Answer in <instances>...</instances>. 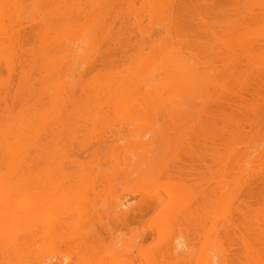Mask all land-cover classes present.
I'll return each instance as SVG.
<instances>
[{"label":"bare ground","instance_id":"6f19581e","mask_svg":"<svg viewBox=\"0 0 264 264\" xmlns=\"http://www.w3.org/2000/svg\"><path fill=\"white\" fill-rule=\"evenodd\" d=\"M217 1L0 0V74L1 78L6 79H0V101L5 104L6 110L2 111L4 113L6 111L8 115V117L6 114L4 115L5 123L0 114V122H4V125L0 126V167L6 166L7 173H12H9L8 177L6 175L5 178L1 176L3 179L0 177V183H2L0 184L2 185L0 188V229L7 231L5 233L10 236L19 227V219L29 220V223H26L34 226L35 210L42 206L41 202V206L39 203L38 206V201H35L36 209H34L35 207H26L29 210L25 209V212L20 214L23 216L19 219H16L18 214L14 213L12 214L15 216L11 219L10 210L13 204L9 206V203L16 202L18 204L19 201L22 203L29 201L32 198L28 195L34 191L33 188L41 189L40 185H42L44 189L41 190L45 191L41 194L45 197L43 199H46V205L42 206L45 210L40 212L43 214V216L39 215L42 217L41 220L43 219V223H40L43 224L42 229L45 230L43 233L47 234H45L48 238L47 245H51L53 249L56 247L54 251L52 247H49L53 253L49 251V254L46 253L47 256L41 257L40 261H36L38 258L35 259L31 252L30 255L34 258L29 256L30 259L33 258L31 262L28 261L29 263L64 264V261L67 260L68 264H83L87 260L90 264H113L114 260L123 257L128 264H136L135 259L139 261L137 257L139 255L141 256L140 260L143 261L141 263L139 261V264H160L161 261L165 262V259L167 262L172 260L171 264H174L173 262L175 264L184 263V261L185 264H188L189 260L195 261L191 264H228V260L232 262L229 259L230 256L235 257V252L238 250L243 256L237 253L240 257L236 255V259H244V261L241 260L242 264H264V198L262 197V201L259 202L257 193V189L262 188L263 192L260 193L264 194V36H261L264 31L255 29L257 27L255 24L259 22L260 17L261 20L264 19V0H245L247 7L243 9L242 13L240 12L241 14L246 12L245 15L248 14L250 20L253 18L251 23H255L253 26L256 34L254 35L248 34L249 31L255 33L254 29L251 31L248 23L246 24L249 31L244 25L242 26L245 22L241 23V16H239L241 19H237V13L242 11V7L230 9L232 11L234 8L236 12L230 11V14L234 13L233 15L236 17L232 21L234 16L230 15L232 22L224 20L225 18L222 16L224 23L221 18L217 20L218 23L222 21L221 26L216 21L209 23L207 20V22H203V25L199 22L200 26L207 23V26L203 27H206L205 33L195 31V28L198 27V25L195 26V23L201 20L199 18L192 23L190 20H193V16L195 19L197 16L206 19L207 15L214 12L216 14V9H218L216 4L221 2ZM226 1L229 5L225 4ZM226 1L224 6L230 7L231 5L237 6L240 2L239 0ZM139 4L140 6L136 7ZM119 5L121 6L119 7ZM221 12L217 13L222 15ZM130 17H133L130 20H136L137 30L140 32L139 34L137 32V35L134 34V31L130 33L134 34L135 38H139L141 34V39L139 38L138 42L134 38L136 42L131 43L128 39L131 41L133 37L129 36V38V33H126L127 35L124 37L126 36L128 39L124 43L121 41L123 39L121 36L129 29V27L125 29V23L129 21ZM218 17L220 16L218 15ZM243 17L242 22L246 21L245 17L247 16ZM145 20V23L150 27L143 24ZM261 20L260 22H262ZM183 21L190 22L186 23L189 32L194 29L193 31L197 33L195 36L199 39L202 37L205 40L206 38L203 37L208 36L206 34L211 36L212 43L206 39V46L203 44L206 40L195 44V46L203 44L198 48L206 50L208 55L222 54L220 56H223L225 60V67L224 70L221 69L223 71L221 75H225V70L231 68L229 72L234 75L233 77L231 74L234 81L237 78L241 79L239 77H243L244 71L247 74L246 68L242 67L245 65V60L262 73L256 75L257 79L254 75L248 76L250 78L254 76L257 81L254 82L256 84L254 86L245 85L255 87L252 93L246 94L250 90L243 91L245 100L251 94L252 97L258 98L259 102V104L255 103V98H250L252 101L246 100L249 109L245 107L246 105L240 107L247 108L248 116L246 114L245 116L250 120L247 126L251 132L254 129L248 138L246 136L250 131L246 126L248 131L246 133L245 127L242 126L244 121L241 120V115L239 119L243 123L235 119L239 114H243L242 111H245L236 108L238 103H233L237 105L234 106V110L237 109L241 112H238L237 116L224 113L223 110H226L232 102L229 100L228 102L226 100L227 104L229 103L227 108L223 109L221 106V109L216 105L220 109H211V106L214 107V102L216 103L219 98L213 96L214 94L210 90L213 86L217 87L221 83L219 80L217 81V78L220 79L222 76L219 75V70L217 72L219 77H216L217 73L211 75L209 68H207L208 71H202L205 69V62L200 59L204 68L199 70L200 61L196 63L193 58H189L188 54L185 55V52H192V50L185 51L184 49L185 52H183V46L178 44V42L181 44L182 35L180 32L183 29L188 31ZM29 22L31 26L28 24ZM132 22L127 24L132 25ZM25 24L29 25L28 29ZM261 24L263 27L259 25V28L264 29V23ZM193 26L194 28H192ZM123 27L125 30L122 33ZM156 28L163 29L165 35L163 34L162 38L158 34L155 35L156 37L151 35ZM130 29L133 28L130 26ZM148 29L151 31L148 32ZM258 30L259 34L261 31L263 33L257 34ZM202 33L203 35L198 36ZM216 33L220 34V37L217 36L216 39L215 36L216 40H214V35H218ZM145 34L148 35L147 38H145ZM257 35L262 38L259 39ZM253 36L257 38L252 39ZM197 39L196 41H198ZM186 40L183 39L185 42ZM192 41L196 42L195 39ZM192 41L186 43L190 45ZM185 42H183L184 45ZM217 44H219V48ZM186 45L185 47L188 48L189 45ZM129 48L134 50L132 56L128 53ZM192 48L195 47L192 46ZM215 48L218 49V52L214 50ZM191 52H189L190 57L193 54ZM207 54L203 56L207 58ZM239 55L245 58L244 62H240L244 63L242 66L238 61L241 57ZM223 59L221 57L220 61ZM196 60L198 61V59ZM217 63H214V67ZM207 66L209 67V64ZM94 68H96L95 72H93ZM2 69H6L4 74ZM90 72L91 74H89ZM84 74L87 79L84 78ZM226 79L222 81L221 85L219 84L222 89L225 82L227 83ZM238 80L237 84L240 82ZM229 84L225 85L228 89L231 88L228 86ZM240 86L241 88L238 89L242 90L244 85ZM237 87L238 85H236V89L233 88V94ZM224 89L226 90V88ZM229 91L232 92L230 89ZM243 92L240 93L243 95ZM236 94L239 93L236 92L235 97H237ZM241 94L240 96H242ZM232 95L230 97L235 99ZM242 97L244 99V96ZM9 99L11 104L8 102ZM212 99L213 103H211ZM259 99L261 100L259 101ZM5 101L10 105H7ZM199 102H203L204 106L200 105L205 109L202 108L200 111ZM250 102L254 104L249 106ZM229 108L231 109V106ZM197 111L200 114H207L206 118L210 119L209 122L206 121L207 125L205 122L204 125H199L204 119L202 116L200 117V114H197ZM195 112L199 116L198 118L193 117L196 116ZM166 119H172L171 121L177 124L174 125L175 123L172 122L173 126L179 128L180 131L177 129L175 132V128L169 124L174 128L175 134L173 133L172 136V132H170L172 128L168 130L165 128L168 123H171ZM193 119L196 120L194 124ZM218 119L222 122L221 127L217 126ZM180 120L183 122L181 121V123ZM177 121L181 124H178ZM184 122H188L189 126L194 127L197 124L198 128L201 127L199 131L205 137L203 135L200 138L199 131H195V133H199V136H197L198 134L196 136L200 138V140H196L197 143L200 142V146L196 145L205 147V141L208 140L207 143L210 142L211 145L209 148L213 149L212 153L210 150L211 157L207 152L208 155L204 154L206 150H203V147L196 146L194 150L199 152L191 150L192 154L188 153L182 156L181 153L186 151V148L182 152L180 151L181 153H177L182 149V146H186L182 145L184 142L180 141V139L183 140L180 132ZM185 125L183 126L184 131H188V128H185L188 125ZM193 129L191 127L194 132ZM183 134L187 136L183 141L188 142L189 134L187 133V135L185 132ZM193 135L195 134L193 133ZM193 135L191 137H196ZM174 136L179 137L178 144L173 142L176 141ZM78 137L82 139L83 144ZM173 143L176 144L175 150L174 145L172 147ZM80 144V147L77 146ZM217 145L221 147L222 152ZM192 147L189 146L190 149ZM206 147L205 149H207ZM25 149H29L28 152H35V154L33 158L30 157L32 154L25 157L27 161L23 158V161L26 162V165L23 166V161L21 162L18 156L24 155L27 152V150L24 151ZM80 149L83 154L88 149L91 150L93 161L96 155L99 156L97 161L89 162L90 159L85 163L82 162L84 159L80 161L81 158L77 157V155L79 156L77 152ZM202 150L204 153L201 152ZM82 151H80V155ZM87 153L90 156V153ZM174 153L175 155H172ZM98 161L102 163H98ZM40 162L43 167L39 169ZM98 164L100 167L97 166ZM31 171L40 172L42 181L38 180V173H36L38 175L30 174ZM171 179L175 182L171 181L170 183ZM167 181H169V185ZM190 181L199 182L198 186L196 187V183H193L194 186L192 183L190 184L195 188L189 186ZM23 182L27 184L24 187L22 186ZM130 184L135 186V191L126 190ZM40 189L37 190L41 191ZM137 193H140L138 201L136 200ZM132 194H136V197ZM39 196V194L36 196L38 200L42 198ZM30 202L32 203V200ZM135 217H139L138 221L135 220ZM130 218L137 223L142 221L144 226L148 225L145 227L147 229L152 227V229L150 228L151 232L159 240L156 241L158 242L156 249L150 248L153 251L149 252L148 249L147 252L143 248L137 247L134 250L139 235L128 239L130 237L122 233L127 237L124 239L125 235L121 237L122 249L113 247L104 252L100 246L101 242L97 241L99 242L97 246L99 245L100 248H94V245L96 247L94 243L89 247L93 250L89 248L85 250L88 245L85 246L82 241L94 234V237L98 238L102 232H107V236L111 232L116 231L117 233L118 231V234H115L117 238L115 240H118L120 228L131 223ZM10 222L11 224H9ZM38 224L35 226L37 227ZM108 224L115 231H109ZM97 226L99 228H96ZM92 228H94L93 232ZM69 231L73 235L81 234L75 236L77 237L75 239L68 233ZM15 234L17 235V233ZM66 235L69 240L73 239L74 242L78 241V237L82 235L81 243L76 244L75 255L72 252L69 254L60 252L61 250L58 251L59 245L65 238L67 239ZM8 236L6 238L4 233L0 234L3 245L6 246L9 244L8 241L10 242L8 248L3 246L5 249H1L2 245H0L2 250L0 260L5 261L4 264H9V262L11 264V261L14 262L16 259V263L20 261L21 264H24L21 259H27L28 256L19 254V251L16 252L15 249L18 248L13 247L14 241L13 246L11 245L12 239L15 237L14 235H12L13 238ZM111 236L110 234L109 237ZM178 237L183 238L180 245L176 243ZM147 238L150 237L147 235ZM221 238H223L222 241ZM5 239L8 240L4 241ZM142 239L143 236L139 238L140 245ZM154 240L155 238H153ZM195 240L196 242L200 240L206 245H203L205 249H201V252L205 251L200 252L201 254L193 253ZM223 240L226 241L223 242ZM237 240L240 244L239 247L238 244L234 245ZM90 241L88 240V242ZM94 242L96 241L94 240ZM132 242L135 243L134 247ZM227 242L233 244L235 248L237 247L232 250L233 256L231 244H229L232 246L231 248L227 244L229 249L226 246L223 247ZM139 243L137 244L139 245ZM217 246L221 247L220 251ZM78 247H81L80 250ZM216 248L219 252L216 251ZM5 250H11L13 253Z\"/></svg>","mask_w":264,"mask_h":264},{"label":"rangeland","instance_id":"374dc122","mask_svg":"<svg viewBox=\"0 0 264 264\" xmlns=\"http://www.w3.org/2000/svg\"><path fill=\"white\" fill-rule=\"evenodd\" d=\"M137 1H138V0H137ZM210 1H211V0H210ZM218 1H221V2H219V3H217V4L215 3L216 6H217V8H218V9H216V14H218L220 17L217 18L218 15H216L214 11H213V12H214L213 14H209V15H207L208 17L205 16V17H207L206 19H204V18L202 19L201 17H199V16H197V15H196V16H197L196 19H195V16H193L194 18H192V16H191V18L193 19L192 21L190 20L191 23H192V22H195V20L197 21L199 18H200L199 20H201V21H197L198 23H195V24H196L195 26L198 25V27L195 28V31L198 30L199 32H204V33H205V31H206V27H205V28H203V27H204V26H207V23L204 24V26H200L201 23H202V25H203V22H204V21L207 22V20H208L209 23H210V22H211V23H212V22L215 23V21L218 23L217 20H218L219 18H221L222 16L225 18L224 20H226V21L228 20V22H230V21H231V17H230L231 14H230V13L233 12V11L236 9V7H237V8L242 7V8H241L242 11H241V10L238 11L239 9L237 10V11H238V13H237V16H238L237 19H238V20H239V18H240L239 16L242 17V20H243V18H244L243 16H247V17H248V14L245 15L246 12L243 13V14H241V13L243 12V9H245V8L247 7V5L245 4V0H244V1H243V0H239L240 2H243V3H242L243 5L239 2L238 5L241 4L240 6H238V5H237V6H236V5L233 6V5L230 4L231 7H230V6H224V2H225L226 0H225V1H224V0H218ZM218 1H217V2H218ZM212 2H213V1H212ZM214 2H215V1H214ZM27 3H28V2H27ZM230 3H231V2H230ZM135 4H138V3H135ZM225 4H226V5H229V4H228V1H226ZM120 6H121V5H119V7H120ZM139 6H140V4L137 5L136 7H139ZM221 6H222V7H221ZM119 7H117V8H119ZM214 7H215V5H214ZM228 7H230V8H228ZM232 7H234L235 9L233 8L232 11H231L230 9H231ZM117 8H116V9H117ZM121 8H122V7H121ZM124 10H125V8H124ZM217 10L219 11V13L222 11L221 13H223V14L220 15L219 13H217V12H218ZM0 11H1V9H0ZM227 11H228V14H227ZM230 11H231V12H230ZM240 12H241V13H240ZM194 13H195V12H194ZM234 13H236V12L234 11ZM234 13H233V14H234ZM233 14H232V15H233ZM210 15H211V18H212V16L214 15V17H213L214 19H213V18H212V19L209 18ZM215 15H216V18H217V19L215 18ZM227 15H228V17H229L230 19L227 17ZM232 15H231V16H232ZM242 15H243V16H242ZM233 16H234V17H232V21H233V19H236L235 15H233ZM247 17H245V20H246L247 22H246V21H243V22H242V20H241V23H244V22H245L244 24H242V26L244 25V27L247 28L248 26H247L246 23H248L249 26H250L251 31H254L255 29L257 30V28H258L259 30L261 29V30L264 31L263 28H259V25H260L262 22L264 23V19L261 20V17H260V20H261L262 22H260V20H259V22H260V23L258 22L259 25H258V23L254 20V21L256 22V24H257V25H256V24L254 23L255 26H257V27H255V29H254V26H253L254 24L251 23V22H253V21H251L253 18L250 20V18H249V17L247 18ZM185 18H186V16H185ZM185 18H183V19H185ZM227 18H228V19H227ZM130 19H133V17H130V18H129V21H128L129 23L133 21V22L131 23L132 25H130V24L128 25V24H127L128 22L125 23L126 19H123V20H125L124 23H125V27H126V28L123 27V29H122V33L124 32L123 30H125V29H127V28L129 27V29H127L129 32H128V31H125V34H122L123 36L120 35V36L123 38V39H121V41H123L124 43L127 42V39H128L129 36L133 37V36H135L134 34L137 35V32H138V30H137L138 27H137V25H136V20H135V19H134V20H130ZM188 19H190V18L188 17ZM188 19H186V20H188ZM215 19H216V20H215ZM240 19H241V18H240ZM121 20H122V19H121ZM210 20H211V21H210ZM219 20H220V19H219ZM221 20L223 21V23L225 22V21L223 20V18H221ZM229 20H230V21H229ZM134 21H135V22H134ZM222 21L219 22L220 24L218 23L220 26L222 25V24H221ZM232 21H231V22H232ZM145 22H146V20L144 21L143 24H144V25H148V24H146ZM183 22H185V21H183ZM183 22H182V23H183ZM190 22H185V26H186V23H190ZM199 22H201V23H199ZM205 22H204V23H205ZM122 23H123V22H122ZM124 23H123V25H124ZM134 23H135V24H134ZM209 23H208V24H209ZM217 23H216V24H217ZM250 23L252 24L253 27L250 25ZM28 24L31 26L30 22H29ZM218 24H217V25H218ZM245 24H246V25H245ZM25 25H26V28H27V27L29 28V25H27V24H25ZM25 25H24V26H25ZM123 25H122V26H123ZM126 25H127V26H126ZM181 25H182V24H181ZM192 25H193V24H192ZM212 25H214V24H212ZM219 25H218V26H219ZM261 25H262V24H261ZM261 25H260V26H261ZM116 26H118L117 23H116ZM130 26H131V28H133L132 30L130 29ZM148 26H149V25H148ZM187 26H188V25H187ZM187 26H186V27H187ZM190 26H191V25H190ZM210 26H211V25H210ZM218 26H217V27H218ZM149 27H150V26H149ZM182 27H184V25H182ZM208 27H209V25H208ZM212 27H213V26H212ZM251 27H252V28H251ZM261 27H263V26H261ZM26 28H25V29H26ZM28 28H27V29H28ZM124 28H125V29H124ZM146 28H147V27H146ZM190 28H191V27H190ZM192 28H194V26H193ZM198 28H199V29H198ZM215 28H216V27H215ZM246 28H245V29H246ZM187 29H188V27H187ZM200 29H201V30H200ZM209 29H210V28H209ZM212 29H213V28H212ZM220 29H221V27H220ZM250 29H249V30H250ZM252 29H254V30H252ZM155 30H156V31H155ZM155 30L152 31L153 34H151V33H150V34L153 35V36H155L156 34H158V35H160L161 38H162V35L164 34V33H163V32H164L163 29H161V28H156ZM180 30H182V29H180ZM185 30H186V29H183V30L180 32V35H182V37H181V39H180V40H181V41H180L181 44H180L179 42H178V44H179V46H181V47L183 46V52L187 51L188 49L192 50V52H193V54H191V57H190V55H189V54H190L189 52H191V51H189V52L187 51L188 53L185 52V55L188 54L189 58H190V59L193 58V61H196V63H199V61L202 60V62H205V65H206V66H207V64H209V67H208V66L206 67V66L200 61V63L198 64V65H200V66H198V67H199V70H202V69L205 67V69L202 70V71H208L207 68H209V72L211 71V72H210L211 75H216V73H217L218 70H219V71H220V74L217 73V76H216V77H219V75H221V72H223L221 69L224 70V67H225V65H224V61H225V60L223 59V56H220V55H222V54H220V55L218 54L219 57H220V58H219L218 55H217L216 53H215L214 55H213V54L208 55V54H207L208 52H207L206 50L204 51L203 49L198 48L199 46H202L203 44H205V43L207 42V40H209V41L211 40V41H212L211 36H210L209 34H206V35H208V36L203 37V38H206V39H207V40L205 39V40H206V41H205L204 39H202V37H200V39H199V37L195 36L197 33H195V31H193L194 29L191 30L192 32L190 31L191 33L189 32V29H188V31H185ZM207 30H208V29H207ZM218 30H219V28H218ZM218 30H215V31L217 32ZM221 30H223V28H222ZM221 30H220V31H221ZM247 30H248V28H247ZM249 30H248V31H249ZM256 30L254 31L255 33H251L250 31H249V32L246 31V32H248V34L250 33V34L254 35V34H256ZM259 30L257 31V32H258L257 34H259V32H260ZM132 31H134V34L130 33V32H132ZM135 31H136V32H135ZM149 31H151V30L148 29V32H149ZM148 32H146V34H148ZM199 32H198V33H199ZM126 33H127V34L129 33V34H128V37H126V36L124 37V35H127ZM139 33H140V32H138V34H139ZM181 33H182V34H181ZM218 33H219V32H218ZM218 33H216V34H218ZM262 33H263V32L261 31V33H260L259 35H261ZM146 34H145L144 36H146ZM183 34H184V35H183ZM140 35H141V34H140ZM140 35H139V38L141 39V36H140ZM164 35H165V34H164ZM164 35H163V36H164ZM199 35H203V33H202V34H198V36H199ZM252 35H249V36L251 37ZM147 36H148V35H147ZM147 36H146L145 38H147ZM160 36H158V37L160 38ZM204 36H205V34H204ZM215 36H216V39H217L218 37H220V34H218V35H214V37H213L214 40H216V39H215ZM217 36H218V37H217ZM257 36H258V35H257ZM261 36H264V34L261 35ZM261 36H260V38H262ZM135 37H136V36H135ZM135 37H133V39L131 38V41L128 39V41L131 42V43H134V42H136L135 40H137V41L139 42V38H135ZM155 37H156V36H155ZM179 37H180V36H179ZM255 37H256V36H253L252 39H254ZM129 38H130V37H129ZM134 38H135V40H134ZM153 38H154V37H153ZM197 38H198V39H197ZM256 38H257V37H256ZM258 38H259V36H258ZM260 38H259V39H260ZM183 39H184V40L187 39V40H186L187 43H188V42H191L193 39H195V41H196V39H197L198 41H196V42H194V43H193V41H192V43L189 45V44H187L185 41H183ZM190 39H191V40H190ZM124 40H126V41H124ZM200 40H201V41H200ZM202 41H205V42H204L203 44H200L198 47H196L197 45L195 46V44H199V43H201ZM211 41H210V43H212ZM183 42H185V45H186V44L189 45L188 48L185 47V45H184ZM182 43H183V44H182ZM208 43H209V42H208ZM178 44H177V45H178ZM193 44H194V45H193ZM187 45H186V46H187ZM215 45H216V44H215ZM218 45H219V44H217V47H218ZM192 46H194L195 48L193 49ZM204 46H206V44H205ZM220 47H221V45H220ZM191 48H192V49H191ZM203 48H204V47H203ZM218 48H219V47H218ZM130 49H131V50H130ZM184 49H185V51H184ZM220 49H221V48H220ZM214 50L217 51L218 49L215 48ZM132 52L134 53V50H133L132 48H129L128 53H129L131 56H132ZM192 52H191V53H192ZM206 52H207V53H206ZM217 52H218V51H217ZM196 54H197V55H196ZM198 54H199V56H198ZM200 54H201V55H200ZM206 54L209 56V58H208V56H207V58L204 57V56H206ZM193 55H194V56H193ZM203 55H204V56H203ZM192 56H193V57H192ZM197 56H198V58H197ZM201 56H202V57H201ZM239 56H241V55H239ZM221 57H222L223 60L220 61ZM242 57H243V58H242ZM195 58L198 59V61H197ZM203 58H204V60H203ZM216 58H217V59H216ZM199 59H200V60H199ZM207 59H208V60H207ZM209 59H210V60H209ZM218 59H219V61H218ZM244 59H245L244 56L239 57V60H238V58H237V60L239 61V64H241V66H242L244 63H240V62H244ZM240 60H242V61H240ZM193 61H192V62H193ZM206 61H207V62H206ZM211 61H212V62H211ZM215 62H216V63L219 62L220 64L222 63L221 65H222V66L224 65V66L222 67L219 63H217V64H215V67H214V63H215ZM201 63H202V65H204V67L201 65ZM218 64H219V65H218ZM247 64H248V66H250V67H248ZM245 65H246V66H245ZM245 65H243L242 67H243V68L245 67L246 69H245V68H244V69L246 70V73H247V74L250 73V74H249V75L245 74V71H244V69H243V71H244V75H246V76H245V78H244V75H243V77H242V76L239 77V78L242 79V81H241V79L238 80V78H237V80L240 81L238 84H237V80L235 79V81H234V79L232 78V75H233V74H232L231 72H229V70H231V68H230L229 70H225V71H226V72H224L225 75L222 74V75H221L222 77H220V79L217 78V81L219 80V82L222 83V81H223V80L225 81V79L228 77V78L226 79V81H227L228 84L230 83L228 86L232 88V89L229 88L232 92L229 91L228 87H225V85H227L226 82H225V85H224V88H226V90H225L224 88L222 89L221 87H219V84L221 85V83H219L217 87H216V86H215V87L213 86V87L211 88L210 91H211L212 94H214L213 96H217L216 98H219L218 101H217L216 103L214 102V105L211 104V105L214 106V107L211 106V109L213 108V110H214V109H215V110H218V109L221 108V106H222L223 109H224V107L227 108L228 105H229V103L227 104V102H228V100H229V101H232V102L230 103V105H229V107L231 106V109L228 107L226 110H223L224 113L229 114V115H231V114H232V115L236 114V115H234V116H237L239 113H241V112H239L241 109H244V110H245V111H242V110H241V111L243 112V114H242V113L239 114V115L237 116L238 119H237V117H236L235 119H236L237 121H240V122H242L241 120H243V121H244V124H243L242 126L245 127V130H246V126H247L248 123L250 122L249 118L247 117L248 115L246 114V112H248V111H246V109L248 108V107H247V105H248V104H247V101H248V102H249V101H252V99H250V98H253V99H254L255 97H252V95L250 94V95L248 96V97H249L248 99H250V100H248V99L246 98V100H247V101H246V100H245V92H248V91L250 90V92H248V93H246V94L252 93V91H253V89H254L255 87L252 88V86H251V87H249V86H250V85H253V86L256 85L255 83H256L257 81H256L255 79H257V76H258L257 74H259V73L262 74V73L259 72V71H257V69H255L252 65H250L246 60H245ZM1 66H4V65H1ZM217 66H218V67H217ZM219 66H220V67H219ZM239 66H240V65H239ZM239 66H238V67H239ZM262 66H263V65H262ZM117 67H118V66H117ZM211 67H213V68H211ZM216 67H217V68H216ZM242 67H241V68H242ZM247 67H248V68H247ZM3 68H4V67H3ZM119 68H120V67H119ZM215 68H216L217 70H216ZM228 68H229V67H228ZM250 68H251V69H250ZM253 68H254V69H253ZM262 68H263V67H262ZM89 69L91 70V68H89ZM92 69H93V68H92ZM95 69H96V68H94V71H93V70H92V71L95 72V71H96ZM206 69H207V70H206ZM210 69H211V70H210ZM212 69H213V70H212ZM233 69H234V68H233ZM0 70H1V68H0ZM3 70H4V69H2V73L5 72L6 69H5L4 71H3ZM87 70H88V69H87ZM90 70H89V71H90ZM250 70H251V71H252V70H253V71L256 70V71H255V72L252 71V72L254 73V74H253ZM89 71H87V72H89ZM233 71H234V70H233ZM233 71H232V72H233ZM93 72H92V73H93ZM227 72H228L229 74H228ZM263 72H264V71H263ZM7 73H8V72H7ZM13 73L16 74V72H13ZM3 74H4V73H3ZM3 74H2V75H3ZM89 74H91V72H90ZM218 74H219V75H218ZM231 74H232V75H231ZM5 75H6V74H5ZM8 75H9V74H8ZM226 75H227V76H226ZM228 75H230V76H228ZM252 75H254V76L257 75V76H256V78H255L254 76L251 77V78L248 77V76H252ZM263 75H264V74H263ZM224 76H225V77H224ZM1 77H2V76H1V74H0V79H5V78H1ZM11 77H12V76H11ZM223 77H224V78H223ZM233 77H234V75H233ZM8 78H9V77H8ZM84 78L87 79L86 74H84ZM221 78H222V80H221ZM229 78H230L231 80H230ZM243 78H244V81H243ZM246 78H247V80H246ZM248 78H249V79H248ZM254 78H255V79H254ZM252 79H254L255 81L252 80ZM5 80H6V79H5ZM220 80H221V81H220ZM228 80H229V82H228ZM251 80H252V81H251ZM242 82H243V83H242ZM250 82H251V83H250ZM254 82H255V83H254ZM240 83H242V84L244 85V87L242 86V90H239V89H238V88H241L240 85H242V84H240ZM244 83H245V84H244ZM249 83H250V84H249ZM239 84H240V85H239ZM246 84L249 85V86H245ZM232 85H233V87H232ZM236 85H238L236 92L239 93V94H236L237 97H235V93H236V92L233 94V88L236 89V88H235ZM234 86H235V87H234ZM218 88H219V89H218ZM244 88H245L246 90H245ZM249 88H250V89H249ZM220 90H221V91H220ZM247 90H248V91H247ZM210 91H209V92H210ZM234 91H235V90H234ZM239 91H240V92L245 91V92H243L244 94L242 95ZM221 92H222V93H221ZM224 92H225V93H224ZM228 92L232 93V94L234 95L235 99H234L233 97H232V98H233V99H232V98L230 97V95H232V94H230V93H228ZM225 94H227V95L224 96ZM229 94H230V95H229ZM240 94H241L242 96H244V99H243L242 96H240ZM233 95H232V96H233ZM238 95H239V96H238ZM246 96H247V95H246ZM225 97H226V98L229 97V99H226ZM241 97H242V98H241ZM211 98H212V97H211ZM230 98H231L232 100H231ZM240 98H241L243 101H242ZM214 99H215V97H214ZM221 99L224 100V101H222ZM257 99H258V98H255V99H254V100H255V103L258 102ZM216 100H217V99H216ZM226 100H227V102H226ZM260 100H261V99H259V101H260ZM220 101H222V102H220ZM237 101H238V102H237ZM5 102H6V101H5ZM8 102L11 104L10 99H9ZM8 102H6V104H7ZM235 102H236V104L238 103V106H239V107H238L237 105H234V104H233V103H235ZM0 103H1V101H0ZM2 103H3L4 106L1 105ZM2 103L0 104V111H1L0 114H1V118H2L3 121L6 123V117H8V115H7L6 111H5V113L2 111V110H6V109L4 108V107H5V104H4L3 101H2ZM211 103H213V99H212ZM221 103H222V104H221ZM251 103H252V104H251ZM260 103H261V102H260ZM10 104H7V105H10ZM200 104L202 105L203 102H199V108H200V111H201L202 108H204V107L201 108V105H200ZM223 104H224L225 106H224ZM253 104H254L253 102H250L249 106H251V105H253ZM258 104H259V102H258ZM16 105H17V107H18V104H16ZM216 105H218L220 108H219L218 106H216ZM232 105H233V107H232ZM241 105H244V106L246 105L245 107H247V108H245V107L243 108V106H242V108H240ZM203 106H204V104H203ZM234 106H237L236 108H239L240 110H239V111H238L237 109L234 110V108H235ZM3 108H4V109H3ZM222 108H221V109H222ZM204 109H205V108H204ZM248 109H249V108H248ZM18 111H19V110H18ZM15 112H16V111H15ZM197 112H198V111H197ZM238 112H239V113H238ZM201 113H202V112H201ZM237 113H238V114H237ZM2 114H3V116H2ZM5 114H6V117L4 118V115H5ZM197 114H200V112H198ZM197 114H196V112H195V115H196V116H193V117L198 118L199 116H198ZM203 114H205V113H203ZM203 114H200V117L202 116V119H204V120H201V124H199V125H204V122H205V124H206V121H207V122L210 121V119L206 118V117H208L207 114H205L206 116H205V115L203 116ZM245 114H246L247 116H245ZM240 115H241V117H240ZM191 116H192V115H191ZM182 117H184V116L182 115ZM204 117H205V118H204ZM239 117L241 118V120L239 119ZM1 118H0V119H1ZM16 118H17V116H16ZM18 118H20V115H18ZM187 118H188V117H187ZM187 118H186V119H187ZM209 118H210V117H209ZM4 119H5V120H4ZM182 119H183V118H182ZM16 120H17V119H16ZM167 120H168V119H166V121H167ZM171 120H172V119H171ZM171 120L169 119V120L167 121V122L170 121L171 123H168V124L165 123V124H167V125H166L167 127L165 126V128H167L166 130H168L169 128L174 127V128H175V132H177L176 130L179 129V128H177L176 126H173V124H174L175 122H174V121H171ZM183 120H184V119H183ZM191 120H192V119H191ZM163 121H164V120H163ZM181 121H182V120H180V122H181ZM184 121H185V120H184ZM188 121H190V120H188ZM194 121H196V120L193 119V121H192L193 124L195 123ZM217 121H219V119H218ZM4 122L2 123V121H1V122H0V126H2L1 124L4 125ZM172 122H174V123L172 124ZM180 122H179V123H180ZM182 122H183V121H182ZM182 122H181V123H182ZM185 122H186V121H185ZM185 122H184V123H185ZM202 122H203V124H202ZM177 123H178V121H177ZM179 123H178V124H179ZM181 123H180V124H181ZM187 123H188V122H187ZM187 123H185L186 125H185V124H184V125H185V126L188 125V127H185V128H188V131H184V128H183L184 125L182 124V127H181L182 130H181V132H180V135L182 136V138H183V140H184V139H186L185 137H187V136H184L183 132H185L186 134L188 133V134H189V136H188V142L183 141V140L180 139V141H182V143H183V142H184V143L186 142V144H184V143H183V144L180 143V144H182V145H186V146H182V145H181L182 147H181V146H180V147H181L182 149H181V148H178V149H181V150H179V152L177 151V153H181V152H182L184 149H186V148H187V150H188L189 152H188L187 150H186V151L184 150V151L181 153L182 156H185L186 154L192 152L191 150H193V151H197V150H194V149H196V147L200 146V145H199L200 142L197 143V141L200 140V138H202V136L204 135V134H201V132L199 131V130H201V129H200V128H201L200 126H199V128H198V127H197L198 125L195 124L194 127H193V126H191V125L189 126V124H187ZM190 123H191V122H190ZM199 123H200V122H199ZM242 123H243V122H242ZM242 123H241V124H242ZM116 124H117V123H116ZM169 124L172 125V127H171ZM207 124H208V123H207ZM207 124H206V125H207ZM217 124H218L217 126H220V127L222 126V122H221V121L217 122ZM245 124H246V125H245ZM174 125H177V124L175 123ZM196 125H197V126H196ZM223 125H224V124H223ZM163 126H164V124H163ZM168 126H169V127H168ZM179 127H180V126H179ZM191 127L194 128V129H193L194 132L191 130ZM174 128H172V131H170L171 129L169 130L170 132H172V134H171L172 136L175 134V132H174V130H173ZM195 128H196V129H195ZM0 129H1V128H0ZM249 129H250V128L247 126V130H249ZM166 130H165V131H166ZM247 130H246V133L248 132ZM0 131H1V130H0ZM179 131H180V129H179ZM195 131H199V133H200V138L197 137V136H199V133H198V132L195 133ZM249 131H250V132H248L249 135H247V134H246L247 136L245 135L247 138H248L249 136L252 135V132L254 131V129L252 130V132H251V130H249ZM173 133H174V134H173ZM178 133H179V132H178ZM193 133H194L195 135H193ZM78 134L80 135V133H78ZM186 134H185V135H186ZM188 134H187V135H188ZM191 134H192L193 136H196L197 134H198V135H197L196 137H191V136H192ZM81 136H82V135H81ZM172 136H171V138H172ZM176 136H177V135H176ZM183 136H184V137H183ZM174 137H175V136H174ZM203 137H205V135H204ZM78 138H79V137H78ZM78 138H77V139H78ZM178 138H179V137H175L176 141H173V142H175V143L177 142V144H178V140H177ZM197 138H198V139H197ZM79 139H80V138H79ZM83 139H84V138H83ZM173 139H174V138H173ZM173 139H172V140H173ZM194 139H195V140H194ZM203 139H204V138H203ZM203 139H201V141H203ZM196 140H197V141H196ZM80 141H81V144H83V143H82V139H80ZM80 141H79V142H80ZM93 142H94V141H93ZM205 142H206L205 145L207 146V147H206V146H205V147H206L207 149H205V147H203V146H204V145H203V146H201V147H203V148H204L203 150H206V151H205V153H204L203 150H202L201 152H203V153L206 154V155L209 154L208 156L211 157V155H212L211 153L213 152V151H212L213 149L211 150V149L209 148V147H211V145H210V142L207 143L208 140H206ZM85 143H86V141H85ZM187 143H188V144H187ZM201 143H203V142H201ZM81 144H80V145H77V146L80 147ZM91 144H92V143H91ZM196 144H197L198 146H197ZM74 145L76 146V144H74ZM173 145H174V147H173ZM75 146H74V149H75ZM95 146H96V145H95ZM95 146H94V147H95ZM175 146H176V144L173 143V144H172V147L174 148V150H175ZM178 146H179V145H178ZM178 146H177V147H178ZM189 146H190V147H192V146L195 147V146H196V147H195V148L192 147L193 149H192V148L190 149ZM217 146H219V145H217ZM201 147H198V148H201ZM84 148H85V147H84ZM95 148H96V147H95ZM198 148H197V149H198ZM218 148H220L219 150H220V152H222L221 147L219 146ZM81 149H83V148H81ZM81 149H80V151H82ZM176 149H177V148H176ZM189 149H190V150H189ZM26 150H27V152H26ZM28 150H29V149H25L24 151H25L26 153H25V154L23 153L24 155L21 154V155L18 156V157L20 158L19 160H20L21 162L23 161V158L27 157L28 155L30 156V155L32 154L30 157H32V158L34 157L35 152H34V153H32L31 151L28 152ZM199 150H200V149H199ZM210 150H211V153H210ZM32 151H34V150H32ZM77 151H79V150H77ZM80 151L77 152V154H79V156H80V157H79V156L77 155V157H78V158H81V159H79L80 161L83 160V159H84V160H83L82 162H84V163H85V162H88V161H89V162H92V161H93L94 158L92 157L93 154L91 155V153H90L91 150L88 149L86 152L84 151L85 154H83V151H82L81 155H80ZM180 151H181V152H180ZM30 152H31V153H30ZM87 152L90 153V156L87 155V154H88ZM174 152H175V151H174ZM184 152H185V153H184ZM197 152H199V151H197ZM206 152H207L208 154H207ZM74 153H75V151H74ZM192 153H193V152H192ZM192 153H190V154H192ZM26 154H27V155H26ZM184 154H185V155H184ZM210 154H211V155H210ZM101 155H102V154H101ZM101 155H100V156H101ZM172 155H175V153L172 154ZM179 155H180V154H179ZM23 156H24V157H23ZM208 156H207V157H208ZM21 157H22V158H21ZM94 157H95V156H94ZM98 157H99V156H98ZM98 157H97V155H96V158H95L96 161H97V158H98ZM101 157H102V156H101ZM104 157H105V156H104ZM209 157H208V158H209ZM28 158H29V157H28ZM91 158H92V160H91ZM17 159H18V158H17ZM29 159H30V158H29ZM88 159H90V160H88ZM103 159H104V158H103ZM103 159H102V160H103ZM24 160L27 161L26 158H25ZM87 160H88V161H87ZM95 160H94V161H95ZM99 160H100V159H99ZM102 160H101V161H102ZM25 161H23V163H22L23 166L26 165V162H25ZM94 161H93V162H94ZM101 161H98V163L101 162ZM96 163H97V162H96ZM101 163H102V162H101ZM103 163H105V162H103ZM99 165H100V164H98L97 166L100 167ZM101 165H102V164H101ZM23 166H22V168H24ZM41 167H43V164L40 162L39 169H40ZM0 168H1V170H0V177L3 176V177L5 178L6 175H7V177H8L9 173H11V172L7 173L8 171L6 170V168H7L6 166H5V167H4V166H3V167H0ZM101 168H102V167H101ZM39 169H38V170H39ZM203 169H204V168H203ZM204 170H206V169H204ZM31 172H32V171H31ZM205 172H206V171H205ZM33 173H34V174L38 173L39 175L36 174V175H38L37 178H39L38 180L41 179L40 181H42V177H41L42 174H41V176H40V172H36V173H35V172L33 171V172L30 173V174H33ZM11 174H12V173H11ZM39 176H40V177H39ZM7 177H6V178H7ZM1 179H3V178L1 177ZM172 179H173V178H172ZM172 179L170 180V183H171V181H174V180H172ZM175 180L178 181L179 179H175ZM1 182H2V181H1ZM167 182H168V185H169V181H167ZM174 182H175V181H174ZM23 183L25 184V182H23ZM27 183H28V182H27ZM30 183H31V182H30ZM165 183H166V182H165ZM172 183H173V182H172ZM187 183H188V182H187ZM187 183H186V184H187ZM191 183H192V185H193V183H194V184L196 183V187H197V186H198L197 183H199V182H197V181H196V182H194V181L191 182V181H190L188 185L191 186V187H193L194 185H193V186L190 185ZM0 184H2V183H0ZM24 184H22L23 187L27 185V184H25V185H24ZM38 184H39V183H38ZM29 185H30V184H29ZM29 185H28V186H29ZM39 185H40V184H39ZM37 186H38V185H37ZM40 186H41V189H42V188H43L42 185H40ZM162 186H163V185H162ZM1 187H2V185H0V188H1ZM44 187H45V186H44ZM163 187H165V186H163ZM260 187H263V186H260ZM193 188H195V187H193ZM263 188H264V187H263ZM37 189H40V188L37 187ZM37 189H34V188H33L34 191H31L32 194L35 193V194H33V196H32L31 193L28 195L30 198H32V199H30V200H29V198H28L29 201H27V202L25 201V202H23V203L19 201L18 204H17L16 202H14V203L11 202V203H9V206H10L11 204H13V205H14L15 203L17 204V205L15 204V206L11 205V210L9 209V210L11 211V212L9 211V212L11 213V214H10V215H11V219H13V217H14L15 215H17V214H18V215H17V218H16V219H19L21 216H23V215H20V214H21L22 212H25V209H27L28 207H35L34 209H36L38 203H39V205L41 206L40 202L42 203V206L45 207V205H46V204H45L46 199H43V198H45V197H44L43 194H41V193H44L45 190H41V189H40L41 191H43V192H41V191H38ZM43 189H44V188H43ZM196 189H197V188H196ZM261 189H262V188H258V189H257L259 202L262 201V200H261L262 197L264 198V196H263L264 194H263V193H260V192H263V191H262L263 189H262V190H261ZM37 191H38L39 193H38ZM36 193H37V195H36ZM38 194L40 195L39 197H42V198H39V197H38L40 200H38L37 197H36V196H38ZM137 194H138V193H137ZM30 195H31V196H30ZM34 195H35V196H34ZM132 195L135 196L136 194H132ZM136 196H137V198L139 197V195H136ZM136 196H135V197H136ZM259 196H260V197H259ZM133 198H134V197H133ZM137 198H136V200L138 201L139 198H138V199H137ZM33 199H34V200H33ZM134 199H135V198H134ZM31 200H32L33 205H32V203L30 202ZM136 200H135V201H136ZM33 201H34V202H33ZM35 201H36V202L38 201V202H37V205H36V202H35ZM20 203H21V204H20ZM43 203H44V204H43ZM28 204H29V206H28ZM34 204H35V205H34ZM18 205H19V206H18ZM31 205H32V206H31ZM39 205H38V206H39ZM42 206H41L40 208L37 207V209H38V210L36 209L37 211L35 210V215H36L35 218H36L37 220L35 219V221H34L35 223H33L34 226H35V224H38V223H39V224H40V225L38 224V225L40 226L39 228H38V225H37V227L35 226L36 228H35L34 226L30 225V224L28 225L27 223H29V222H28L29 220H28V221H27V220H26V221H25V220L23 221V220L19 219V225L17 224L19 227H17V228L15 227V228H16L15 232H12L11 234L9 233L10 236H8V233H5V232H7V231H1V230H4V229H0V232H1L0 234L3 235V233H4V236L6 235V238H7V236L10 237V238H11V237L13 238L12 235H14L15 238L12 239V244H11V245L13 246V241H14V246H13V247H14V248H18V249H15L16 252L19 251V254H22V255H24V256H28V257L33 255V256L35 257V259H36V257L38 258L36 261H38V260L40 261V260H41V257H45V256H47V255L49 254V251H51L50 253H53L54 249H56L55 246H54L55 248L53 249V247H52L51 245H49V246L47 245V244H48V238H47V236H46L47 234H46V233H43V231H45V230L42 229V228H43V224H42V223H43V222H42L43 219L41 220L42 217H40V216H41V215L43 216V214H41V213H42L41 211H43V210H45V209L42 208ZM26 207H27V208H26ZM27 210H29V209H27ZM26 212H27V211H26ZM40 212H41V213H40ZM12 213H14L15 215H13ZM22 214H23V213H22ZM24 214H25V213H24ZM39 215H40V216H39ZM134 216H135V215H134ZM39 217H40V218H39ZM38 218H39V219H38ZM132 218H133V217H132ZM132 218H130V222H131V223H129V224L127 223V224H128L127 226H125L124 228H120V236H118V240L120 241V240H121V237H122L123 235H125V234L127 235V237H130V238H128V239H132L131 237L134 238L136 235H137V236L139 235V238H142V236H143V239L141 240V242H142L141 245H140V243H139V242H140V241H139V238L137 237L138 239H137V240L135 239V240L137 241V243H139L140 246H139L137 243H136V245H137V246H136L135 243L132 242V243H133L132 246L135 245V247H136V248H134V250H136L137 247H140V248H143L144 250H146L147 252H148V249H149V252H150V251H153V250H151V249H154V248L158 245V244H157L158 242H156V241H159V240H157V237H155L154 234H153V232H151L150 228L152 229V227H150L149 229H147V228H145V227H148V225L145 224V226H144V223L142 224V221H140V220H139V221H140L139 223H137V222L135 221V220H136L137 218H139V217H135V220H133ZM14 219H15V218H14ZM38 220H39V221H38ZM137 221H138V219H137ZM11 222H12V221H11ZM11 222H10L9 224H11ZM15 222H16V221H15ZM15 222H14V223H15ZM22 222H23V223H22ZM26 222H27V223H26ZM40 222H42V223H40ZM14 223H13V224H14ZM140 223H141V224H140ZM25 224H26V225H25ZM17 225H16V226H17ZM24 225H25V226H24ZM41 225H42V227H41ZM108 225H109V224H108ZM141 225H142V226H141ZM29 226H31V227H29ZM109 226H110V225H109ZM123 226H124V225H123ZM143 226H144V227H143ZM85 227H86V226H85ZM87 227H88V226H87ZM87 227H86V228H87ZM110 227H111V229H110ZM110 227L108 228V226H107V228L109 229V231H110V230L113 231L114 228H113L112 226H110ZM208 227H209V225H208ZM19 228H21V229H19ZM94 228H95V227H94ZM94 228H92L91 231H92ZM96 228H99V226H97ZM96 228H95V229H96ZM30 229H31L32 231H31ZM143 229H145V230H143ZM100 230H101V228H100ZM100 230H98V231H100ZM142 230H143V231H142ZM16 231H17V232H16ZM24 231H25V232L27 231V233H25ZM29 231H31V232H29ZM88 231H90V230H88ZM91 231H90V232H91ZM101 231H102V230H101ZM114 231H115V230H114ZM141 231H142V232H141ZM28 232H29V233H28ZM92 232H93V231H92ZM92 232H91V233H92ZM140 232H141V233H140ZM15 233H17V235H16ZM68 233L71 234L70 231H69ZM86 233H87V232H86ZM100 233H101V232H100ZM108 233H109V232H108ZM113 233H114V234H113ZM122 233H125V234H122ZM143 233H144V235H143ZM147 233H148V234H147ZM149 233H150V234H149ZM43 234H44V235H43ZM45 234H46V235H45ZM75 234H76V233H75ZM75 234H74V235L71 234V235H73V236H72L73 238L77 239V237H75V236L80 235L81 233H78L77 235H75ZM89 234H90V233H89ZM89 234H88V235H89ZM92 234H93V233H92ZM106 234H107V232H106V233L102 232L101 235L99 234L100 236H102L101 238H99L100 236H99L98 238H97V237H94V236H95V234H94V236L92 235V236L94 237V239H93L92 236H91V237L87 238V240L82 241L83 244H84L85 246L88 245V246H86V249H85V246H84L83 248H84L85 250H88V248H89L90 246H93V244L95 243V244H96V247H95V245H94V248L98 249V248H100V246H101V249H103L104 252H105V250L112 249V248H113V247H112L113 242L116 241V240H115V238H116L115 234H118V231H117V233H116V231H115V232H111V233H110V234L112 235L111 237H109L110 234L107 235L108 237L106 236ZM121 234H122V235H121ZM140 234H141V235H140ZM152 234H153V237H152ZM90 235H91V234H90ZM126 235L123 237V239H124V238H127ZM128 235H129V236H128ZM134 235H135V236H134ZM147 235H148L150 238H147ZM96 236H97V235H96ZM44 237H45V238H44ZM65 237H67V239L65 238V240L59 245V247H58V245H57V247L59 248L58 251L61 250L60 252H65V253L67 252V253H69V254H71V252H72L73 255H75V253L77 252V251L75 252V250H77V248H76V244H80V243H81V239H82L81 237H82V235H81L80 237H78V241H79V243H78L77 240H75V242H74L73 239H72L70 236H69V238H71L72 240H69V239H68V235H66ZM144 237H145V238H144ZM151 237H152V238H151ZM91 238H92L93 240H92ZM119 238H120V239H119ZM146 238H147V239H146ZM153 238H155L154 241H153ZM83 239H84V238H83ZM99 239H100V240H99ZM116 239H117V238H116ZM222 239H223V238H221V241H222ZM7 240H8V239H5L4 241H7ZM88 240H89V241L91 240V241L88 242ZM94 240H95L96 242H94ZM226 240H227V239H226ZM226 240H223V242L226 241ZM92 241H93V242H92ZM97 241H100V242H101L100 246H99V245L97 246V244L99 243V242H97ZM132 241H134V240H132ZM136 241H135V242H136ZM143 241H144V242H143ZM198 241H199V242H198ZM198 241L196 242V240H195L196 243H195V246L193 247V248H195V249H193V250H195V251H193V253L195 252L196 254H197V253L201 254L202 252L205 251V250H204V251L201 252V249H202V250L205 249V247L203 246V245H205V244H203L202 241H200V240H198ZM228 241H229V240H228ZM229 242H230V241H229ZM233 242H234V240H233ZM8 243H9V244H6V246H5V244L3 245V243H1V240H0V245H2L1 249H5V247L8 248L7 246L10 245V242L8 241ZM74 243H75V244H74ZM159 243H160V242H159ZM197 243H198V244H197ZM231 243H232V241H231ZM231 243H229V244H231ZM91 244H92V245H91ZM155 244H156V245H155ZM192 244H194V243H192ZM224 244H225V243H224ZM227 244H228V242H227L225 245H223V247L226 246V247L229 249V247L231 248V247L233 246V244H231L232 246H229V244H228V246H229V247H228ZM236 244H238V247H239L240 244L238 243V240H237V242H235L234 245H236ZM200 245H201V246H200ZM3 246H5V247H3ZM81 246H82V245H81ZM196 246H197V247H196ZM205 246H206V245H205ZM211 246H213V245H211ZM236 246H237V245H236ZM49 247H52L53 251H52V249L49 248ZM97 247H98V248H97ZM133 247H134V246H133ZM152 247H153V248H152ZM198 247H199V248H198ZM202 247H203V248H202ZM9 248H11V247H9ZM78 248H79V247H78ZM80 248H81V247H80ZM80 248H79V250H80ZM150 248H151V249H150ZM212 248H213V247H212ZM217 248H218L219 251H220L221 247L217 246ZM217 248H216V251L218 250ZM234 248H235L234 246L231 248V254H232V256L234 255V254H233V251H232ZM236 248H237V247H236ZM236 248H235V249H236ZM1 249H0V252L2 251ZM49 249H50V250H49ZM84 249H83V250H84ZM89 249H91V248H89ZM132 249H133V248H132ZM155 249H156V248H155ZM199 249H200V250H199ZM11 250H12V249H11ZM11 250H10V251H11ZM13 250H14V249H13ZM73 250H74V252H73ZM91 250H93V249H91ZM91 250H89V251H91ZM134 250H133V251H134ZM197 250H198V252H197ZM5 251H8V250H5ZM10 251H8V252H10ZM55 251H56V250H55ZM81 251H82V250H81ZM97 251H99V250H97ZM103 251H102V252H103ZM219 251H217V252H219ZM20 252H21V253H20ZM28 252H29V253H28ZM31 252H32V255H30ZM200 252H201V253H200ZM229 252H230V251H229ZM229 252H228V254H230ZM10 253H13V252L11 251ZM26 253H27L28 255H27ZM33 253H34V254H33ZM37 253H38V255H39L40 258L38 257V255H35V254H37ZM46 253H47V255H46ZM134 253H136V252L134 251ZM190 253H191V252H190ZM193 253H192V255H194ZM237 253L240 254V252H239L238 250H237V252H235V254H236L238 257H240L241 254L238 255ZM241 253H242V252H241ZM137 254H138V253H137ZM196 254H195V255H196ZM199 254H198V255H199ZM231 254H230V255H231ZM242 254H243V253H242ZM41 255H44V256H41ZM190 255H191V254H190ZM230 255H229V256H230ZM236 255H235V257L233 256L234 258L231 257V256H230V258L228 257V258L231 259V261H232V262H230V260H228V264H242V263H243L244 259H238V258L236 259ZM33 256H32V257H33ZM136 256H137V255H136ZM136 256H135V258H136ZM241 256H243V255H241ZM28 257H27V259L25 258V259L27 260V262H28V261L31 262V260L34 258V257H33L32 259H30L31 257H29V260H28ZM137 257L139 258L138 260L140 261V263L143 262V261L140 260V257H141V256L138 255ZM242 258H243V257H242ZM25 259H24V260L21 259L22 263H24V264L27 263V262L25 261ZM141 259H142V258H141ZM17 260H18V259H17ZM193 260H194V259H193ZM239 260H240V261L243 260V261L240 262ZM0 261H2V260H0ZM23 261H25V262H23ZM139 261H136V259H135V262H137L136 264H139ZM187 261H188V260H187ZM191 261H192V260H191ZM191 261L189 260V261H188V264H189V263H190V264H191V263H195V261H194V262H193V261L191 262ZM2 262H3V261H2ZM2 262H0V263H1V264L6 263L5 261H4L3 263H2ZM29 262H28L27 264H31V263H29ZM135 262H134V263H135ZM162 262H163L164 264H168V263L171 264L172 260H169V262H167V259H165V262H164V261H161L160 264H163ZM229 262H230V263H229ZM34 263H35V262H34ZM173 263L175 264V262H173ZM180 263H181V264H185V261H184V263H182V262H180ZM180 263H179V264H180ZM226 263H227V262H226ZM9 264H10V262H9ZM11 264H21V263H20V261H17V263H16V259H15L14 262H13V260L11 261ZM142 264H143V263H142Z\"/></svg>","mask_w":264,"mask_h":264},{"label":"snow or ice","instance_id":"6c2138e0","mask_svg":"<svg viewBox=\"0 0 264 264\" xmlns=\"http://www.w3.org/2000/svg\"><path fill=\"white\" fill-rule=\"evenodd\" d=\"M126 190L135 191V186L130 184V185L127 186ZM138 195H140V193H138ZM182 242H183V238L182 237H178L177 240H176V243L178 245H180V244H182ZM112 247H114L116 249H122V245H121V243H120L119 240L114 241ZM49 264H51V262H49ZM64 264H68V261L65 260L64 261ZM83 264H90V262L87 261V260H85L83 262ZM113 264H128V262H127L126 259H124L123 257H121L119 259L114 260L113 261Z\"/></svg>","mask_w":264,"mask_h":264}]
</instances>
